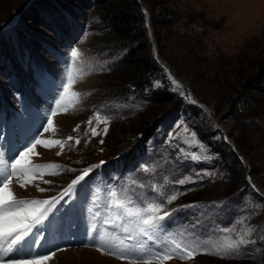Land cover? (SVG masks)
<instances>
[{
	"label": "rangeland",
	"instance_id": "374dc122",
	"mask_svg": "<svg viewBox=\"0 0 264 264\" xmlns=\"http://www.w3.org/2000/svg\"><path fill=\"white\" fill-rule=\"evenodd\" d=\"M140 7L147 48L160 69L135 87L129 85V69L123 64L128 51L109 34L92 0H0V127L5 119L15 127L20 117L30 127L33 114L41 141L64 143L62 151L59 145L37 144L27 156L32 164L63 169H33L20 181L26 187L10 188V181L9 188L15 196L26 193L43 200L83 169L99 165L81 194L97 187L103 195L102 188L114 187L133 198L166 201L182 193L165 203V210L180 209L164 222L167 233H190L195 225L201 239H209L212 229L234 225L241 231L234 224L241 217H250L245 229L256 228L246 236L252 243L239 256L200 253L163 264H264V197L256 191L264 193V0H141ZM72 47L82 55L74 64L69 61L74 80L69 94L80 96H66L57 108ZM89 68L90 74L80 78V70ZM98 110L110 117L106 134L105 124H96ZM48 117L53 124L44 132ZM89 117L99 135L89 131ZM77 125L79 130L73 131ZM193 132L207 152L185 143ZM13 149V156L18 155L19 149ZM181 149L211 158L184 159L178 156ZM185 178L191 182H175ZM190 204L198 207H181ZM236 232L228 237L237 239ZM86 248L106 257L98 264H130Z\"/></svg>",
	"mask_w": 264,
	"mask_h": 264
},
{
	"label": "snow or ice",
	"instance_id": "6c2138e0",
	"mask_svg": "<svg viewBox=\"0 0 264 264\" xmlns=\"http://www.w3.org/2000/svg\"><path fill=\"white\" fill-rule=\"evenodd\" d=\"M81 55L82 54L76 47L70 49V55L65 61L67 82L61 85L63 91L59 93L60 99L56 100L57 108L61 107V101L64 100L66 96H80V93L77 92H71L69 94V86L74 82L69 61L74 64L80 60ZM90 72L91 68H89L87 72L81 69L80 78L90 74ZM173 84L177 90L182 92V86L178 82L173 80ZM55 114L56 109H52V115ZM95 121L97 125L100 123L105 124L103 132L106 134L110 117L102 115L101 111L98 110L95 113ZM47 123L49 127H44V132H49L50 126L53 124L51 117L47 118ZM87 123L89 125V131H91L93 136L100 134L96 127L92 126V117H89ZM78 130L79 125L73 129V131ZM187 131L188 127L185 125L184 132ZM170 139H176V137L170 135ZM67 140H75L76 144L80 143V139L77 137L68 136ZM101 143H103L102 140ZM185 143H187L189 147L199 144L200 151H208L207 146L197 140L196 133L194 132L191 134V138L186 140ZM37 144H43L46 148L59 145L61 151L64 148L62 140L49 139L41 141L39 136L34 133L30 138V142L25 141L24 144H22L23 150L19 151L18 155H14L11 158L10 165L4 160L3 154L0 153V253L3 254L0 256V264H39L40 261L53 259L56 256V252L66 250L57 248L56 251L50 252L48 255L33 254L31 259H9L7 261L3 259V256H6L14 250H22L26 245L31 246L33 244H39L43 237L39 232L33 233V229L41 225L45 219L49 217V213L53 212V209L56 208V205L60 201H64L65 204H68V201L64 198L72 193L75 186L83 181L94 168L99 167V165H93L83 169L82 174L76 176L75 179L63 189V192L59 196L44 200L17 199L9 188V182L12 180L13 176H17L19 179L33 169L45 167L63 169V166L58 164H32L27 159V156L33 151ZM60 154V152L57 153V155ZM181 154H183L184 159H190L195 162L211 158L207 155L201 156L197 152L185 153L184 149L180 150L178 156ZM100 163L103 164L104 161ZM72 171L76 170L72 169ZM52 175H58V173L54 172ZM197 175L200 174L197 173ZM45 182L48 183V181ZM175 182L184 185L191 181L190 178H185ZM249 182H251L250 177ZM28 183H31V181H28ZM26 186V184H21V187ZM39 191L44 192L45 189L40 188ZM106 194L108 200L106 204L103 205V208L104 212L109 213V215H106L99 223H93L92 221L100 217L101 214L98 209L101 205L94 200L93 204L96 206L97 210L94 211L92 207L87 208V212L91 214L88 234L90 240H92V244H85L83 247L94 246L101 251L107 250L109 254L121 260H128L130 264H141V262L142 264H152L153 261H155L156 264H163V261L177 256L182 260H188L200 253L217 255L220 258H233L241 255L243 246L252 243V241L246 239V236H251L256 230L255 226H249L245 229L243 226L250 222V217H241L234 222V224L238 223L242 226L241 231L236 232L234 225L219 230L212 229L209 239H201L202 233L195 231V225H193V231L190 233L186 229L175 234L167 233L164 229V222L180 209L174 208L170 211L165 210V203L171 204L175 201L178 196L182 194L179 191L168 196L166 201H160L148 195L143 198H133V196L127 193L126 189L117 190L114 187L109 188ZM215 204L216 202H213L214 206ZM44 205L47 207H38ZM181 207L194 208L198 206L190 204ZM260 207H264V205ZM56 210L59 211V209ZM105 226H112L113 231L109 233L108 228ZM232 232H236L237 239L228 237V234ZM30 234L35 235L37 238L29 240L28 237Z\"/></svg>",
	"mask_w": 264,
	"mask_h": 264
},
{
	"label": "trees",
	"instance_id": "16d2710c",
	"mask_svg": "<svg viewBox=\"0 0 264 264\" xmlns=\"http://www.w3.org/2000/svg\"><path fill=\"white\" fill-rule=\"evenodd\" d=\"M92 4L108 26L109 34L121 41L128 51L123 64L129 69L127 80L129 85L140 87L149 73L160 68H157V63L147 48L148 35L143 26V13L139 1L92 0ZM107 170L104 169L103 172L107 173Z\"/></svg>",
	"mask_w": 264,
	"mask_h": 264
},
{
	"label": "bare ground",
	"instance_id": "6f19581e",
	"mask_svg": "<svg viewBox=\"0 0 264 264\" xmlns=\"http://www.w3.org/2000/svg\"><path fill=\"white\" fill-rule=\"evenodd\" d=\"M3 158L5 161H7L4 156H3ZM24 177L25 176L20 177L19 179L17 177L12 179L11 183H10V188L13 186L21 185L20 181H22V178H24ZM25 184H27V183H25ZM249 184L251 185V187L252 186L255 187V185H256V183L253 180H251V182H249ZM30 188H32L31 185H30ZM56 192L57 191L53 192L52 194H54ZM28 195H30V194L24 193V194H20L18 196H15V197H19V196H26L27 197ZM49 196H47V197H49ZM195 204H197V203H195ZM74 247H76V249H73ZM57 248H58V246H53L52 248L43 250L42 253L45 255H48L50 252L56 251ZM60 249H66V250L56 252V256L53 259L46 260V261H40L39 264H98V263L104 262V259L106 258V257L101 256V254L99 252H97L93 249L83 247V245L74 246V245L67 244L64 248H60ZM73 253H74V255H73ZM2 255L3 254L0 253V256H2ZM26 258L31 259V256H27ZM3 259L5 261H7L9 259L20 260L21 258L12 257L10 255V253H8L6 256H3ZM67 260H70V261H67Z\"/></svg>",
	"mask_w": 264,
	"mask_h": 264
},
{
	"label": "water",
	"instance_id": "95a60500",
	"mask_svg": "<svg viewBox=\"0 0 264 264\" xmlns=\"http://www.w3.org/2000/svg\"><path fill=\"white\" fill-rule=\"evenodd\" d=\"M140 3H141V0H138ZM183 85V84H182ZM256 191L262 196L264 197V193L263 192H260L257 188H256Z\"/></svg>",
	"mask_w": 264,
	"mask_h": 264
}]
</instances>
